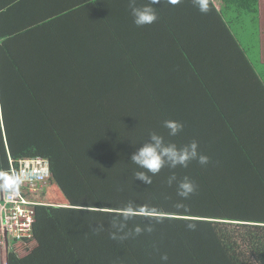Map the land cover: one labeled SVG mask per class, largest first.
I'll return each mask as SVG.
<instances>
[{"label":"trees","instance_id":"obj_1","mask_svg":"<svg viewBox=\"0 0 264 264\" xmlns=\"http://www.w3.org/2000/svg\"><path fill=\"white\" fill-rule=\"evenodd\" d=\"M222 2L161 0L136 27L127 0H0V168L44 159L57 192L28 194L34 246L7 264H264V63L234 31L257 29L259 0ZM150 132L210 158L174 170L189 198L168 168L134 179ZM129 202L128 230H154L112 239Z\"/></svg>","mask_w":264,"mask_h":264},{"label":"clouds","instance_id":"obj_2","mask_svg":"<svg viewBox=\"0 0 264 264\" xmlns=\"http://www.w3.org/2000/svg\"><path fill=\"white\" fill-rule=\"evenodd\" d=\"M161 0H150L149 3L140 4L138 0H127L129 15L132 23L136 27H145L154 24L158 20L157 10L153 5L159 4ZM171 4L180 3L181 0H168ZM192 4L200 13H207V0H192ZM162 127L167 130L168 137H175L183 131L184 125L175 120H163ZM195 161L200 166H206L210 162V158L199 151L198 143L193 140L190 143L178 147L175 143L166 140L165 137L157 132H150L148 139L141 144L130 158V162L137 167L134 173V179L142 181L144 184L150 185L152 177L158 175L162 169L168 168L170 175L167 178L169 187L175 185L177 196L182 200L189 198L197 190L196 183L184 176L178 179L175 169L188 168ZM23 183V178L14 170L0 168V191L7 193L9 196L19 194V189ZM177 207H182L178 204ZM135 205L129 202L125 206L123 218L114 220L111 224L112 239L125 240L129 237H136L142 233H151L154 229L150 225L135 226L128 230L127 220L134 215ZM187 228L194 229L195 225L188 224ZM167 254L160 256L161 264H168Z\"/></svg>","mask_w":264,"mask_h":264},{"label":"built area","instance_id":"obj_3","mask_svg":"<svg viewBox=\"0 0 264 264\" xmlns=\"http://www.w3.org/2000/svg\"><path fill=\"white\" fill-rule=\"evenodd\" d=\"M18 166L17 173L23 178L19 194L9 196L0 192V255L4 252L5 256L9 252L14 253L12 242L26 247L32 244L34 207L38 203L27 196L40 193L50 178L48 162L44 159H22ZM10 170L14 169L11 167ZM3 264H7L6 260Z\"/></svg>","mask_w":264,"mask_h":264},{"label":"rangeland","instance_id":"obj_4","mask_svg":"<svg viewBox=\"0 0 264 264\" xmlns=\"http://www.w3.org/2000/svg\"><path fill=\"white\" fill-rule=\"evenodd\" d=\"M252 29H253V26L251 27V29L249 31L246 30L244 28V26H241V28H238V26H234L235 34L238 36V39L241 41L242 46L245 49H247V52H248L249 56L252 59H255V56L258 55V51H257V37H256L257 34H256V29H254V31H253V32H255V34H253ZM254 64L256 65V61H254ZM260 68H261V66L259 67V69ZM262 70L264 71V67L261 68V71ZM47 187H46L47 188L46 189V193L44 195L45 196H49L50 198H55L57 196V194H56L57 192L55 190V187H53L52 184H50L49 181H48ZM41 199H42V197H41ZM11 246L14 249V255L15 256L17 255L18 257H23L28 252L25 244L24 245L23 244H16L15 245V243L12 242ZM33 246H34V244H33ZM7 255H10V254H7ZM0 256H2L3 260H1V263L3 264V261L7 260V256H5L4 252ZM13 259L14 258L9 257V264H17Z\"/></svg>","mask_w":264,"mask_h":264},{"label":"crops","instance_id":"obj_5","mask_svg":"<svg viewBox=\"0 0 264 264\" xmlns=\"http://www.w3.org/2000/svg\"><path fill=\"white\" fill-rule=\"evenodd\" d=\"M211 1L217 10H220L224 6L222 0H211ZM258 11H259L258 18L255 24V26L257 27L256 29L257 51L261 61L264 63V0H259ZM33 244L34 243L26 247L27 250L32 248Z\"/></svg>","mask_w":264,"mask_h":264}]
</instances>
